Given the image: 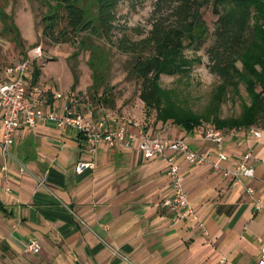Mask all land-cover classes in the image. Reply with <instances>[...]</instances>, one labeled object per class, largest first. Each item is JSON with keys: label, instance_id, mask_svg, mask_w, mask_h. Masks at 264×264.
Listing matches in <instances>:
<instances>
[{"label": "crops", "instance_id": "crops-1", "mask_svg": "<svg viewBox=\"0 0 264 264\" xmlns=\"http://www.w3.org/2000/svg\"><path fill=\"white\" fill-rule=\"evenodd\" d=\"M0 79L8 80L5 72ZM26 91L29 100L41 98L45 110L68 105L89 112L79 101L85 89L69 86L66 97L56 98L60 93L29 80ZM99 112L91 106L93 118ZM123 115L129 131L143 130ZM254 128L260 137L246 129L221 131L228 156L223 167L235 166L250 152L254 178L243 181L260 192L264 129ZM203 131L161 136L184 139L198 152H216ZM2 132L0 121V141ZM169 155L146 159L138 151L103 143L92 154L74 129L41 123L33 130L18 129L11 156L0 152V264H257L264 245V208L255 211L243 186L231 187L208 164L189 165L178 154L189 201L208 234L189 219L171 224L162 205L172 192ZM79 162L91 166L77 173ZM30 241L39 243V252L26 251Z\"/></svg>", "mask_w": 264, "mask_h": 264}, {"label": "trees", "instance_id": "trees-1", "mask_svg": "<svg viewBox=\"0 0 264 264\" xmlns=\"http://www.w3.org/2000/svg\"><path fill=\"white\" fill-rule=\"evenodd\" d=\"M48 2L40 19L41 37L51 46L69 44L75 49L68 57L73 90L79 83V76L76 64L71 61L76 62L79 54L88 52L86 63L91 71V84L87 95L91 103L111 108L114 98L108 87L110 50L115 48L118 53L130 56L127 71L140 82L138 98L145 107L160 109L163 93L158 77L161 73L179 71L181 65L189 63L182 56V50L197 48L205 42L208 29L203 10L210 7L216 16L214 41L209 50L213 62L211 71L222 83L215 100L220 101L225 85L233 81L245 83L251 98V105L244 108L241 117L226 120L214 117L212 124L220 131L252 126L264 129V0H154L150 28L136 30L137 40L129 39L128 29L117 25V8L121 0ZM20 42L17 39V43ZM148 50L152 53L146 56L144 53ZM237 62L242 63L244 71L237 69ZM38 73L36 69L34 83L38 82ZM183 113L170 105L159 110L157 119L165 121L172 117L186 132L196 129L203 119L209 121L207 114L201 118Z\"/></svg>", "mask_w": 264, "mask_h": 264}, {"label": "rangeland", "instance_id": "rangeland-1", "mask_svg": "<svg viewBox=\"0 0 264 264\" xmlns=\"http://www.w3.org/2000/svg\"><path fill=\"white\" fill-rule=\"evenodd\" d=\"M153 2L154 0H121L117 8V25L128 29L126 34L129 39L137 40L139 39L137 31L149 30ZM47 3L48 0H0V75L6 68L29 59V72L25 77L24 88H27V81L33 80L35 70L38 69V83L51 89L52 93L58 92L66 97L68 87L73 86L68 57L75 49L69 44L51 46L41 37L40 19L47 9ZM203 20L208 29L205 42L197 48L182 50V56L189 63L181 65L177 72L161 73L158 77L157 82L163 93L160 109L147 108L138 98L140 82L127 71L130 56L118 53L115 48L110 50L112 57L108 81L110 95L114 98V107L91 103L87 95V88L91 84V71L86 63L88 52L79 54L76 62L72 60L71 64L75 63L77 66L78 89H85L79 99L80 102H84L83 109L87 110V105L93 104L92 110L96 112H99V109H109L123 113L133 121H138L143 130L150 132V135L169 134L171 137H176L177 133H182L184 129L175 124L172 117L165 121L157 119L159 110L170 105L184 112V115L203 118L207 114L209 121L203 119L196 128L199 131L209 127L215 128L212 124L214 117L220 120L241 117L244 108L251 105L245 83L233 81L225 85L220 101L215 100L222 83L211 71L213 62L209 50L214 41L216 16L212 14L210 7L203 10ZM17 39H20V44L17 43ZM37 47L41 48L43 57L41 60H31ZM151 53L152 50H148L144 54L147 56ZM46 60L48 63L44 66L42 62ZM236 66L239 71H244L241 62H237ZM257 68L259 70V67Z\"/></svg>", "mask_w": 264, "mask_h": 264}, {"label": "built area", "instance_id": "built-area-1", "mask_svg": "<svg viewBox=\"0 0 264 264\" xmlns=\"http://www.w3.org/2000/svg\"><path fill=\"white\" fill-rule=\"evenodd\" d=\"M41 48L37 47L31 60H41ZM29 62L26 60L6 68L5 75L8 80L0 79V121L2 123V138L0 141V152L2 157L11 156L14 133L22 128L35 129L38 123L52 124L56 128H71L76 130L83 138L90 153H94L97 145L105 144L109 149L122 148L140 152L146 159H153L157 156H167V176L171 185V196L166 198L162 205L171 214V224L177 226L181 221L189 219L196 223L203 235H207L205 225L198 220L196 212L192 207L189 196L184 187V177L181 168L175 158V154L183 157L189 165L208 164L211 169L227 177L231 187L243 186L245 193L252 200L255 211L263 210L264 184L260 192L244 179L254 178V168L251 164L252 155L245 153L240 161L231 168L223 167L228 160L227 154L222 150L223 135L220 130L209 127L203 131L204 140L213 142L217 148L214 153L198 152L193 150L184 139H169L161 135H150L144 130L129 131L127 126L130 122L126 117L113 110H101L99 118L89 112L74 110L66 105L63 109L45 110L42 99L34 97L27 99V91L24 88L26 76L29 72ZM44 64V62H42ZM57 94L56 98H61ZM255 137L261 136V131L254 127L246 129ZM91 163L79 162L76 165V172L80 173ZM5 169V167H3ZM25 169L20 168V172ZM26 251L37 253L40 245L37 241H30L26 244ZM257 264H264V245Z\"/></svg>", "mask_w": 264, "mask_h": 264}, {"label": "water", "instance_id": "water-1", "mask_svg": "<svg viewBox=\"0 0 264 264\" xmlns=\"http://www.w3.org/2000/svg\"><path fill=\"white\" fill-rule=\"evenodd\" d=\"M47 61V60H46Z\"/></svg>", "mask_w": 264, "mask_h": 264}]
</instances>
